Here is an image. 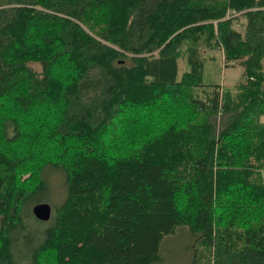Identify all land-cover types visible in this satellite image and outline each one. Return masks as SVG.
I'll return each mask as SVG.
<instances>
[{
  "label": "trees",
  "instance_id": "16d2710c",
  "mask_svg": "<svg viewBox=\"0 0 264 264\" xmlns=\"http://www.w3.org/2000/svg\"><path fill=\"white\" fill-rule=\"evenodd\" d=\"M213 47L232 86L203 81ZM263 59L264 0H0V264H158L182 228L190 264H264ZM163 89L160 122L95 148ZM48 166L67 197L34 234L23 207Z\"/></svg>",
  "mask_w": 264,
  "mask_h": 264
},
{
  "label": "rangeland",
  "instance_id": "374dc122",
  "mask_svg": "<svg viewBox=\"0 0 264 264\" xmlns=\"http://www.w3.org/2000/svg\"><path fill=\"white\" fill-rule=\"evenodd\" d=\"M202 54L205 57V65H204V71H203V81L205 83L210 82H216V83H223V87L225 85L232 86L236 82H238L241 79V68L239 66H230V67H224L222 56L220 53V49L217 47L213 48H205L202 50ZM188 71V66H186L185 62L183 60L179 61V79L182 77V74L184 72ZM175 95V90L169 89H163L160 91V99H156V103L153 101V109L152 110H140V108L146 104V101H140L139 104L135 105L134 107H131L123 113H121L120 117H115V126L109 130L108 135H106L103 138H99L98 144H95L96 149L104 148L107 145H116L119 142V139H125L124 142L120 144H129V140L136 139L139 140L141 138V134L139 133L141 128L149 123V118L151 116L155 117L153 118L154 121L160 122L161 118V110H165L167 105H169L175 100L174 96L173 100H168L171 95ZM54 98V97H53ZM179 105L182 109V111L185 113L189 109V104L186 100L181 99L178 101ZM6 106H10L9 104H4ZM2 106V105H0ZM152 111V113H150ZM133 112V114L131 113ZM12 114V112H9ZM135 113V114H134ZM158 113V114H157ZM144 114V115H143ZM9 115V114H6ZM148 115V116H145ZM264 121V116L262 118ZM145 123V124H138V123ZM148 124V125H149ZM145 129V127H144ZM143 129V130H144ZM96 139L93 138L90 141H95ZM95 141L94 143H96ZM121 142V141H120ZM114 147V146H113ZM116 147L114 148V150ZM105 154L104 152H99L97 156L99 157L100 154ZM114 153V152H113ZM111 157H113L111 155ZM104 159H106L104 157ZM111 163V162H109ZM113 166H111L109 169H112ZM115 168H113L114 170ZM43 179L45 181V187L43 190L38 191L35 193L25 204L23 207V213L25 214L24 221L25 224H23V227H25L27 230H30V233L36 234L39 229L37 227H42L49 225L51 222V219L58 220L60 218V213L58 211L59 207L61 206L63 201L67 197L66 188L64 185L65 181V175L64 172L55 169L52 166H48L47 170L44 172ZM261 182L264 183V171L263 175L261 177ZM85 200L77 199L74 200V204L76 206H79L83 204ZM39 203H47L51 208L50 213V219L49 220H38L34 214H33V208L35 205ZM80 208V206H79ZM79 214L81 216H86V213L84 211H80ZM82 220L86 221L87 228L91 229L93 227H97L99 224L98 221L95 222V219H92L91 216H87ZM1 222V221H0ZM70 226L74 228H80V224L78 223V218L75 216V214H72L69 218ZM190 244H191V238L187 233V230L182 228L179 229L174 235L164 238L160 245V253L162 256V259L159 261L158 264H190V260H188V254L190 252ZM54 256V255H51ZM53 258L58 260L57 257L50 258L53 260ZM40 262L42 264H51V262L48 259L41 258Z\"/></svg>",
  "mask_w": 264,
  "mask_h": 264
},
{
  "label": "water",
  "instance_id": "95a60500",
  "mask_svg": "<svg viewBox=\"0 0 264 264\" xmlns=\"http://www.w3.org/2000/svg\"><path fill=\"white\" fill-rule=\"evenodd\" d=\"M50 213L51 208L47 203H39L33 208V214L39 220H49Z\"/></svg>",
  "mask_w": 264,
  "mask_h": 264
},
{
  "label": "crops",
  "instance_id": "0c3cea01",
  "mask_svg": "<svg viewBox=\"0 0 264 264\" xmlns=\"http://www.w3.org/2000/svg\"><path fill=\"white\" fill-rule=\"evenodd\" d=\"M264 60V59H263Z\"/></svg>",
  "mask_w": 264,
  "mask_h": 264
}]
</instances>
